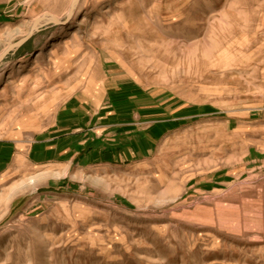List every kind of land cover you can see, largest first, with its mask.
Wrapping results in <instances>:
<instances>
[{"label":"rangeland","instance_id":"obj_1","mask_svg":"<svg viewBox=\"0 0 264 264\" xmlns=\"http://www.w3.org/2000/svg\"><path fill=\"white\" fill-rule=\"evenodd\" d=\"M71 2L0 0V137L27 149L107 84L150 98L156 139L64 178L11 167L0 264H264V0H79L9 49Z\"/></svg>","mask_w":264,"mask_h":264},{"label":"crops","instance_id":"obj_2","mask_svg":"<svg viewBox=\"0 0 264 264\" xmlns=\"http://www.w3.org/2000/svg\"><path fill=\"white\" fill-rule=\"evenodd\" d=\"M106 87L101 100L80 97L77 102L63 105L50 130L27 149L21 141L0 137V178L11 167L20 166L46 169L53 176L57 174L56 178L62 173L64 178L74 168L124 165L148 154L156 139L155 129L135 131V118L144 123L157 116L149 105L150 98L145 97V104L139 100L117 102L111 94L113 89ZM107 93L110 97L105 101Z\"/></svg>","mask_w":264,"mask_h":264},{"label":"water","instance_id":"obj_3","mask_svg":"<svg viewBox=\"0 0 264 264\" xmlns=\"http://www.w3.org/2000/svg\"><path fill=\"white\" fill-rule=\"evenodd\" d=\"M79 0H72V5L70 6L69 9V13L66 17V19L64 21H59L58 19L52 17L51 21L48 24H52V25H64L65 23H67L69 21V19L72 17L73 12L75 10V3H78ZM42 26H40L38 20L34 23V25L32 26L28 36L22 40H20L19 42H17L16 44L10 46V50L12 49H16L18 47H20L22 44H24L29 38L32 37V35L37 32ZM6 53H8V51H6ZM6 53H4L3 55L0 56V61L2 60V58L6 55Z\"/></svg>","mask_w":264,"mask_h":264},{"label":"bare ground","instance_id":"obj_4","mask_svg":"<svg viewBox=\"0 0 264 264\" xmlns=\"http://www.w3.org/2000/svg\"><path fill=\"white\" fill-rule=\"evenodd\" d=\"M78 3H75V7H76V5H77ZM71 5H72V2H71ZM70 5V6H71ZM70 9V8H69ZM68 13H69V10H68ZM68 15V14H67ZM52 17L53 16H51V15H49V14H43L39 19H38V22H39V24H40V26H45V25H48V23L51 21V19H52ZM55 18V17H54ZM37 21V20H36ZM35 21V22H36ZM34 22V23H35ZM34 23H33V25H34ZM32 28V27H31Z\"/></svg>","mask_w":264,"mask_h":264}]
</instances>
